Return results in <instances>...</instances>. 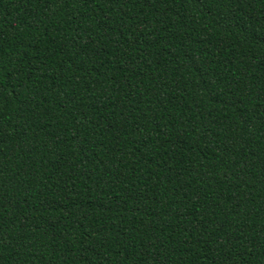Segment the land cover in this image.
<instances>
[{"label": "trees", "instance_id": "trees-1", "mask_svg": "<svg viewBox=\"0 0 264 264\" xmlns=\"http://www.w3.org/2000/svg\"><path fill=\"white\" fill-rule=\"evenodd\" d=\"M0 264H264V0H0Z\"/></svg>", "mask_w": 264, "mask_h": 264}]
</instances>
